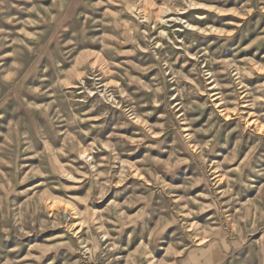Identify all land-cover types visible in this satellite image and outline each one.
I'll use <instances>...</instances> for the list:
<instances>
[{"label": "rangeland", "instance_id": "374dc122", "mask_svg": "<svg viewBox=\"0 0 264 264\" xmlns=\"http://www.w3.org/2000/svg\"><path fill=\"white\" fill-rule=\"evenodd\" d=\"M0 264H264V0H0Z\"/></svg>", "mask_w": 264, "mask_h": 264}]
</instances>
